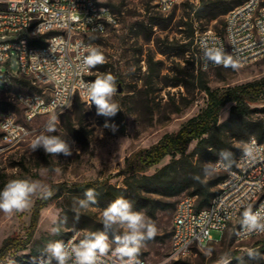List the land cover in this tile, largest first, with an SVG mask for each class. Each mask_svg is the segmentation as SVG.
I'll use <instances>...</instances> for the list:
<instances>
[{"label":"rangeland","instance_id":"obj_1","mask_svg":"<svg viewBox=\"0 0 264 264\" xmlns=\"http://www.w3.org/2000/svg\"><path fill=\"white\" fill-rule=\"evenodd\" d=\"M108 3L118 14L119 22L110 26L106 33L95 36L94 47L106 57V72L121 79L116 83L122 91L117 92L114 99L119 104L123 121L116 115L111 118L98 116L93 104L89 106L90 102L82 100L77 103L76 99L57 120L56 134L64 137L73 149L72 155L67 157L63 154L49 156L42 148L31 150V141L43 130L50 120L48 117L28 123L29 132L16 144L3 143L0 133V189L9 180L24 178L39 181L52 191L47 198L49 202L38 212L27 248L8 258L28 254L25 258L28 264L40 256H30L32 250L41 252L49 242L64 240L75 231H90V226L102 229L103 208L99 206L80 210L79 222L73 220L76 199L83 197L69 191L70 188L73 184L90 181L122 186L126 157L152 146L165 134L177 131L206 107L208 96L201 81L213 89H225L264 76V58L243 66L227 64L209 70L201 68L195 38L189 35L194 31L195 37L197 32L209 29L222 32L226 16L210 20L199 13L201 0H182L166 14L155 8L153 0H108ZM9 70L11 78L5 81ZM37 89L31 79L19 73L15 52L9 63H0V115L13 111L25 121L18 96ZM254 106L262 108L263 104ZM230 107L228 103L221 111V121L228 117ZM255 116L264 118V112L259 111ZM196 143V140L190 143L188 153H193ZM245 144V141L235 143L241 148ZM171 160L172 156H166L146 173H154ZM212 174L223 173L215 170ZM212 174L206 179H212ZM214 189H218V185ZM190 191L166 200L177 205L182 196L190 195ZM42 199L39 194L34 196L31 207L24 212H0V247L8 237H27L33 225L35 206ZM142 211L157 226L155 238L145 242L140 253V257L151 264L264 263V234L246 240H238L234 235V228L243 216L225 232L222 240V232L213 230V238L220 241L195 248L186 258L175 259L170 257L175 208L165 207L155 216ZM57 226L60 233L54 235L52 230ZM77 226L86 228L78 230Z\"/></svg>","mask_w":264,"mask_h":264},{"label":"built area","instance_id":"obj_2","mask_svg":"<svg viewBox=\"0 0 264 264\" xmlns=\"http://www.w3.org/2000/svg\"><path fill=\"white\" fill-rule=\"evenodd\" d=\"M182 0H153L163 14ZM0 63L7 64L15 52L19 73L31 79L36 92L22 93L18 102L25 121L13 111L0 115L3 143L20 142L29 132L28 123L41 117H59L76 99L90 102L82 86L91 82L94 69L83 65V56L94 47V37L119 22L108 0H0ZM195 45L203 70L227 64L243 66L264 58V0H245L225 16L224 30L197 32ZM11 78V71L5 74ZM245 149L251 155L244 156ZM2 147L0 146V152ZM212 164L224 178L209 206L197 207V198L184 195L178 201L172 228L171 258L190 256L215 240L213 230L225 232L251 208L264 205V143L252 136L235 166ZM264 234L236 229L238 240ZM73 235L64 240L67 241ZM37 259L29 264H37ZM111 264L112 257L107 258ZM142 264H151L140 257ZM118 264V262H117Z\"/></svg>","mask_w":264,"mask_h":264},{"label":"trees","instance_id":"obj_3","mask_svg":"<svg viewBox=\"0 0 264 264\" xmlns=\"http://www.w3.org/2000/svg\"><path fill=\"white\" fill-rule=\"evenodd\" d=\"M244 1L201 0L199 13L209 17L210 20L218 19ZM189 37L195 38L194 31ZM105 68V63L93 68L94 71H99V74H93L92 78L96 79L101 74L108 73ZM116 80L121 82L120 78ZM201 87L208 96L206 107L177 131L165 134L152 146L142 148L126 157L122 170L125 175L122 186L117 187L107 181H90L73 184L69 191L83 197L86 189H95L99 201L96 206L103 209L117 197L123 196L133 202L135 210H145L151 216H155L165 207L176 208L175 202L166 199H171L189 190H191L190 195L197 198L198 208L209 206L218 191L214 188L220 184L224 174H212V179H206L203 173L205 164L212 165L219 158V152L227 149L232 153L230 165L235 166L243 150L235 145L237 141L247 142L252 136H256L264 143V118L255 116V113L259 111L264 112V76L225 89H213L202 81ZM80 101L77 99L76 102ZM228 103H231L229 115L221 121V111ZM257 104H263V107L254 106ZM115 117L123 121L121 111ZM195 140L197 143L193 153H188L190 143ZM169 155L172 156L169 163L152 174L146 173ZM195 155L197 159H194ZM194 175H200L202 182L194 180L192 178ZM48 202L49 199L45 198L37 202L33 225L27 237L5 239L0 247V264L27 263L25 258L29 257L28 254L18 255L13 259L8 256L27 248L33 236L38 212ZM241 224H243V218L235 226L234 235ZM82 228L86 227L77 226L78 230ZM89 230L102 229L90 226ZM30 253V256L40 255V252L34 253L33 250Z\"/></svg>","mask_w":264,"mask_h":264},{"label":"clouds","instance_id":"obj_4","mask_svg":"<svg viewBox=\"0 0 264 264\" xmlns=\"http://www.w3.org/2000/svg\"><path fill=\"white\" fill-rule=\"evenodd\" d=\"M82 59L84 67L89 69L106 62L105 55L98 47L89 48ZM82 86L89 97V106L95 105L98 116L111 118L120 111L119 104L114 99L118 88L116 78L112 74H101L94 81L84 82ZM67 107L70 108L71 103ZM57 120V117L50 119L31 141L32 152L42 148L49 156L72 155L73 149L68 141L56 134ZM218 155V165L227 167L231 162L232 153L224 149ZM250 155L251 151L245 149L244 156ZM225 161L229 163L226 164ZM214 171L215 168L211 164H205L204 176H209ZM192 178L201 181L200 175H194ZM38 194L47 199L52 195V191L49 186L39 181L24 178L9 180L0 189V212H24L31 207L33 197ZM97 197L96 190L89 188L85 190L83 198L76 199L73 215L76 223L81 218L80 210L98 205ZM64 222L66 223V218ZM100 223L102 230L75 231L67 241L61 239L49 242L41 250L37 264H109L108 257L113 258L111 264H142L139 259L141 248L157 234V226L151 217L142 210H135L132 201L120 196L102 210ZM243 224L248 231H264V205L255 212L251 208L245 211ZM52 233L59 235L60 227H55Z\"/></svg>","mask_w":264,"mask_h":264},{"label":"water","instance_id":"obj_5","mask_svg":"<svg viewBox=\"0 0 264 264\" xmlns=\"http://www.w3.org/2000/svg\"><path fill=\"white\" fill-rule=\"evenodd\" d=\"M121 91H122V89H121V87H119L118 90H117V92H121Z\"/></svg>","mask_w":264,"mask_h":264}]
</instances>
